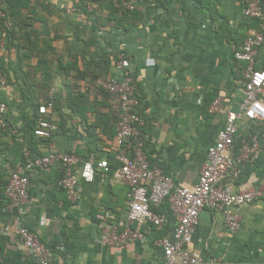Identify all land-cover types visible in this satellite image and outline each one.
<instances>
[{"label": "crops", "instance_id": "1", "mask_svg": "<svg viewBox=\"0 0 264 264\" xmlns=\"http://www.w3.org/2000/svg\"><path fill=\"white\" fill-rule=\"evenodd\" d=\"M141 2L143 16L135 22L113 13L110 5L93 4L97 14L87 11L83 0H0L12 19L10 37L0 29V67L7 79V86H0V103L7 105L6 126L0 122V264H36L17 236L19 222L44 243L58 244L53 264H159V240H174L176 219L165 203L158 210L164 224H146L143 242L101 246L100 216L126 220L129 212V188L111 173L81 182L75 202L59 186L57 166L28 173L29 199L22 209L4 194L21 153L15 136L36 120L58 125L51 140L35 137L38 157L60 152L82 161L90 155L116 160L121 145L105 86L120 75L116 60L122 51L136 81L137 111L146 118L149 160L177 185L197 186L208 149L224 125V115L210 114L209 105L218 96L228 108L240 105L246 63L234 53L249 31L264 34V17L245 19L237 0H210L214 17L193 0ZM262 5L264 10V0ZM256 68H264V43ZM49 101L54 109L47 118L38 109ZM227 182L236 191L264 188V166L244 183L231 175ZM228 212L238 216L241 229L231 232L223 213L206 208L192 248L225 264H264V197Z\"/></svg>", "mask_w": 264, "mask_h": 264}, {"label": "built area", "instance_id": "2", "mask_svg": "<svg viewBox=\"0 0 264 264\" xmlns=\"http://www.w3.org/2000/svg\"><path fill=\"white\" fill-rule=\"evenodd\" d=\"M123 11H144L141 0H110ZM243 7V17L247 20L264 17L262 0H237ZM87 9L93 10L88 2ZM6 15L0 10V23L11 27L5 21ZM264 43V34L251 30L241 48L234 53L237 61L245 62L240 83L243 86V99L237 109L228 108L223 97H216L209 105L212 115H224V125L219 130L217 140L208 149V161L204 165L197 186L193 189L181 187L166 170L151 164L147 155V142L143 134L146 118L138 113L139 101L136 97V81L130 72V59L124 51L116 60L119 77L105 86L109 97L110 109L117 118L116 137L121 150L116 161L118 166L112 170L108 160H98L90 155L85 161L73 154L51 152L46 156L33 158L28 148L23 149L24 161L17 162L5 186V196L10 205L23 208L29 199L30 179L28 173L34 170L57 166L62 177L59 186L67 197L75 202L81 190V182H94L99 172L112 173L113 179L128 186L129 212L126 220L114 214L100 216L98 230L103 247L121 248L129 243L144 241L143 227L152 224L160 227L165 217L158 212L168 203L176 219L174 240L163 237L158 246L162 249L159 264H225L220 260L206 259L192 248L193 237L206 208L225 215L229 230L237 233L241 229L239 218L228 212L229 208H240L264 197V188H251L236 191L227 182L231 175L236 178L239 166L255 162L262 153L260 132L245 137L251 125H264V68H256V59ZM0 86H7V79L0 67ZM52 101L41 105L38 113L48 116L53 112ZM7 112L6 103H0V122L4 124ZM58 125L51 120L38 122L35 135L51 140ZM244 135L237 148V141ZM21 143L23 141L21 140ZM78 170V171H77ZM16 233L24 247L30 252L36 264H53L54 254L41 237L28 226L18 223Z\"/></svg>", "mask_w": 264, "mask_h": 264}, {"label": "trees", "instance_id": "3", "mask_svg": "<svg viewBox=\"0 0 264 264\" xmlns=\"http://www.w3.org/2000/svg\"><path fill=\"white\" fill-rule=\"evenodd\" d=\"M193 1H197L199 2L203 7L207 8L210 10V12L212 13V17L215 16L216 11H215V7L213 6V4L210 2V0H193ZM88 2H90L92 5L93 4H99V6L104 7L107 5V7H109L112 9L113 13H118L121 15V17H131L132 19H134L135 22L139 21L140 19H142V13L141 11H123L119 8H117L114 3L110 0H83V3L85 4V10L89 11L87 9V4ZM156 2L165 3V0H156ZM0 10L3 11L6 15V18L4 19L5 21H8L11 23V27H5L4 23L1 22L0 23V29L3 32H6V34L10 35L12 34V19L10 17V14H8L5 9H3L0 5ZM94 13H98V10H91ZM134 24V23H133ZM125 30H128L129 27L124 26ZM221 29H226L224 24L220 25ZM109 99V97H108ZM50 115L47 116V118H49ZM114 118L116 119V124L118 122L117 118L114 116ZM6 121V120H5ZM40 120H36L32 123H29L26 128L23 130V132H18V134H16L15 138L19 141V143H21V140L23 141V143H21V153H20V157L18 159V162L20 161H24L25 157H24V153H23V149L26 147L28 148V150L31 153V156L33 158H37L38 157V152L36 150V142L35 137L38 138L35 135V130L38 126V122ZM8 126V124H7ZM142 131L144 132V129H142ZM256 132H260V140H261V144H262V153L260 155V157L253 163H249V164H245V165H241L239 166L240 169V173L237 176V184L238 183H244L248 180V178H250V176L259 168L264 166V125H261L259 127H257L256 125H251L250 129L248 130V132L245 134V137H249L251 134L256 133ZM244 138V135L242 137H240L237 141H239V143H237V148H239L240 146V141L241 139ZM41 139V138H40ZM151 162V161H150ZM109 163L111 165L112 170L115 169L118 166L117 161L114 158H110L109 159ZM151 164H154L153 162H151ZM112 175V173H111ZM6 186V185H5ZM4 192H5V187H4ZM45 245L50 248L53 252V254L58 253V244L57 243H52V244H46Z\"/></svg>", "mask_w": 264, "mask_h": 264}]
</instances>
